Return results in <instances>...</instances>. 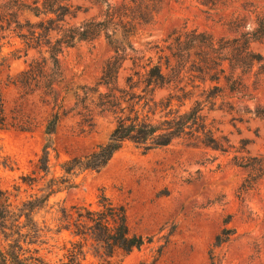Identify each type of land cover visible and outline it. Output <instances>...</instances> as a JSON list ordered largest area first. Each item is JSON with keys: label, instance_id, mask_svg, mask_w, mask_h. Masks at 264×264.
I'll return each instance as SVG.
<instances>
[{"label": "rangeland", "instance_id": "374dc122", "mask_svg": "<svg viewBox=\"0 0 264 264\" xmlns=\"http://www.w3.org/2000/svg\"><path fill=\"white\" fill-rule=\"evenodd\" d=\"M227 13L210 11L196 0H165L149 25L133 29L129 42L144 59L150 57L164 66L168 58L174 64V38L184 32L196 30L216 39L230 37L221 25V17ZM251 48L264 57V39ZM17 49L21 50L20 58L14 59L11 53ZM22 49L16 38L0 40V63L1 58H7L0 67V101L7 124V129L0 130V187L12 191L14 186H21L28 194L33 191L21 183L20 177L31 176L35 170L45 142V126L58 108L54 104L60 105L58 112L63 114L51 137L54 151L50 152L49 163L56 174L64 161L84 156L105 143L123 115L100 114L89 106L98 93L106 92L98 80L113 50L104 36L77 43L59 56L61 77L55 83L54 98L41 90L29 92L13 84L27 64L39 57L33 50L24 56ZM189 53L197 58L196 48ZM130 67L129 61L123 64L120 88L133 74ZM188 78L185 75L184 83L191 89L193 79ZM244 82L247 88L243 93L229 92L222 79L218 84L206 83L220 90L214 105L206 104L202 112L211 132L209 139L184 136L146 153L126 143L102 170L80 173L74 180L75 187L57 194L51 203H85L95 208L102 189L113 203L122 205L130 232L150 241L128 255L115 254L113 264H264V177L237 165L242 161L255 164L264 158V119L260 116L264 75L254 67ZM82 87L98 90L85 102L90 113L74 107L75 95L81 94ZM165 94L157 92L155 101ZM190 106L186 103L180 112ZM166 112L158 105L155 115L148 113V117L157 122ZM56 217L54 206L46 218ZM217 236L228 239L217 245ZM57 240L58 248L63 241L84 243L68 233ZM44 253L50 264H59L64 251ZM84 254L82 264H101L91 240L85 243Z\"/></svg>", "mask_w": 264, "mask_h": 264}, {"label": "trees", "instance_id": "16d2710c", "mask_svg": "<svg viewBox=\"0 0 264 264\" xmlns=\"http://www.w3.org/2000/svg\"><path fill=\"white\" fill-rule=\"evenodd\" d=\"M164 1L0 0V40L16 38L23 46L24 56L29 50L39 54L16 76L14 85L29 92L41 90L54 98V86L61 77L59 56L77 43L104 36L113 50L98 80V85L106 92L98 93L97 100H91L89 106L100 114L123 115L118 117L105 143L84 156L64 161L60 173L56 174L49 163L50 152L54 151L51 137L63 114L58 112L60 105L54 104L58 108L45 126V142L35 170L31 176L20 177L21 183L33 192L27 194L21 186H14L12 191L0 187V264H50L44 252L54 249L64 251L59 264H82L84 245L89 240L101 264H113L111 260L119 252L128 255L140 249L149 238L130 232L125 208L113 203L102 189L95 208L85 203L71 206L51 203V199L74 188V180L80 173L102 170L126 143L146 153L184 136L209 139L211 132L205 126L202 112L206 104L214 105L220 90L206 83L218 84L222 79L226 90L243 93L247 88L245 77L254 67H258V74L264 75V57L251 48L253 43L264 39V0H196L210 11L228 10L224 18L221 17V25L230 37L216 39L196 30L184 32L174 38L175 63L171 64L166 58L163 66L150 57L140 56L129 42V36L135 27L149 25ZM193 48L197 49V58L189 53ZM20 52L17 49L11 56L19 59ZM6 61V57L1 58L0 67ZM127 61L131 63L133 74L126 78L125 87L120 88L119 74ZM163 69L167 70L166 74ZM185 75L190 77L188 80L193 79L191 89L184 83ZM80 91L81 94L75 95L74 107H82L90 113L85 102L98 90L82 87ZM157 92L166 93L158 102L155 101ZM186 103L191 106L180 112ZM158 105L167 112L153 122L148 113L154 116ZM262 111L260 116L264 119V107ZM5 129L7 124L0 101V130ZM237 165L264 177V158H259L255 164L242 161ZM22 192L26 195L22 196ZM54 206L57 217L48 220L46 217ZM62 233L84 243L63 241L58 248L57 239ZM227 239L228 236H217L216 243L220 245Z\"/></svg>", "mask_w": 264, "mask_h": 264}]
</instances>
